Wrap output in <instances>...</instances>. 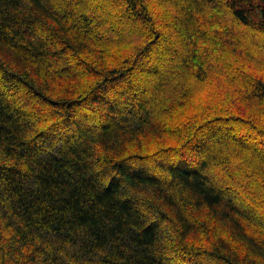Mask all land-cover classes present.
Segmentation results:
<instances>
[{
	"label": "trees",
	"instance_id": "trees-1",
	"mask_svg": "<svg viewBox=\"0 0 264 264\" xmlns=\"http://www.w3.org/2000/svg\"><path fill=\"white\" fill-rule=\"evenodd\" d=\"M0 264H264V0H0Z\"/></svg>",
	"mask_w": 264,
	"mask_h": 264
}]
</instances>
